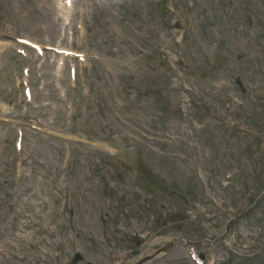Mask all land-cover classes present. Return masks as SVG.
I'll return each instance as SVG.
<instances>
[{
	"label": "rangeland",
	"instance_id": "obj_1",
	"mask_svg": "<svg viewBox=\"0 0 264 264\" xmlns=\"http://www.w3.org/2000/svg\"><path fill=\"white\" fill-rule=\"evenodd\" d=\"M54 13L0 0L3 34L66 46L70 29L88 59L75 89L48 60L0 61V264H130L172 241L146 264H191L187 246L264 264V0H74L68 27ZM24 67L31 104L12 84Z\"/></svg>",
	"mask_w": 264,
	"mask_h": 264
}]
</instances>
